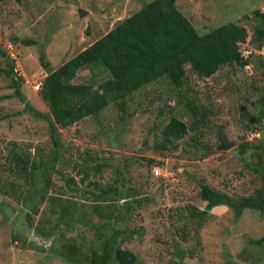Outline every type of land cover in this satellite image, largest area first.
<instances>
[{
  "label": "rangeland",
  "instance_id": "obj_1",
  "mask_svg": "<svg viewBox=\"0 0 264 264\" xmlns=\"http://www.w3.org/2000/svg\"><path fill=\"white\" fill-rule=\"evenodd\" d=\"M150 1L0 0V45L16 60L15 70L24 79L18 94L13 81L0 75V162H6L10 147L17 146L22 152L30 149L32 160L40 163L48 159L53 163L49 172L51 187L68 188L65 180L69 175H74L76 181L84 176L73 167L75 161L80 167L83 158L94 155L96 164L107 163L108 167L101 168V177L86 178L82 187L94 189L87 186L93 181L106 185L120 168L123 184L117 187L125 190L135 186L141 191L142 199L147 198L140 205L136 204L133 214H128L126 219L120 214L126 211L124 198L118 200L119 212L112 220L98 217L88 206L84 220L74 224V229H67L62 222L52 236L44 237L36 233L35 226H30L27 216L30 213L37 226L41 214L36 215L33 206L38 203L41 210H46L51 207L48 199L31 201L26 197L28 194L18 189L16 197L0 199V264H80L71 259L81 260L80 252L76 253L69 246L75 243L90 246L91 250L87 249L90 256L92 251L99 254L97 238L102 225L104 230L113 226L124 228L122 246L137 254V264H264V260L253 263L242 257L244 251H257L249 244V239L264 235L263 211L244 209L237 215L228 205L215 206L202 229L201 244L194 236L192 224L174 216L201 179L245 194L250 193L257 180L258 174L245 164L244 157L249 159V154L242 156L238 144L244 138L258 137L244 126L241 108L245 107L247 117L255 121L251 115L260 104L257 103L256 109L249 108L244 97L257 99L264 94V47L255 48L252 43L255 20L245 16L256 8L264 11V0H176L177 7L200 33L229 21L244 25L249 33L247 41L241 44L243 54L251 59L249 65L224 66L209 79V84L197 83L200 85L197 90H201L199 95L206 93L205 96L214 98L217 108L210 126L201 128L200 141L207 148L190 146L191 135L179 140L178 147L167 151L165 157L154 147L156 142L162 141V130L171 115L189 120L176 93L170 92V86L162 82L152 83L136 94L141 109L126 123H122L119 113L109 106L99 116L88 117L67 128L58 125L54 132L58 147L54 143L49 105L39 94L44 77ZM14 36L20 40L15 42ZM24 39H34L35 43L25 44ZM5 65L0 55V66ZM90 79L100 81L94 78L93 69L84 66L73 81L81 83ZM196 95L198 92L194 90L191 96ZM220 130L235 142L234 146L226 150L217 148ZM143 156L164 158L166 166L156 174L155 167L150 171V167L144 166ZM14 180L21 186L26 184L24 179ZM52 188L48 194L53 193ZM197 204L205 208L207 202L197 201ZM57 220L55 216L53 222ZM100 254L84 264H118L114 258L106 262L107 255ZM99 257L104 261L98 263Z\"/></svg>",
  "mask_w": 264,
  "mask_h": 264
},
{
  "label": "trees",
  "instance_id": "obj_2",
  "mask_svg": "<svg viewBox=\"0 0 264 264\" xmlns=\"http://www.w3.org/2000/svg\"><path fill=\"white\" fill-rule=\"evenodd\" d=\"M245 18H254L252 43L256 49H262L264 47V11L256 8L252 14H246ZM248 34L247 27L234 21L200 33L177 7L176 0H151L134 14L120 20L105 35L57 70L49 72L42 80L39 94L49 105L51 133L55 138L56 147H58V140L54 132L58 130V125L67 128L88 117L99 116L109 106H113L120 115V121L126 123V120L129 121L141 109V103L136 94L146 90V87L152 83L162 82L170 86V92L176 93L177 101L189 115V120H184L176 114L171 115L162 130V141L156 142L154 147L161 151V156L165 157L168 155L167 151L178 147L179 140L191 135L188 141L190 146L207 148L200 141V132L202 133L201 128L210 126L217 108L214 98L205 96L206 93L199 95L201 90H197L196 87L200 86L197 83L209 84V79L224 66L249 65L251 59L241 50V44L247 41ZM12 39L15 42L20 40L16 36ZM23 42L32 44L35 40L24 39ZM0 55L6 64L3 67L0 66V75L11 79L13 87H16V93L20 94L24 79L15 70L16 60L11 58L1 45ZM84 66L93 69L94 78H99L100 81L90 79L87 82L75 83L73 80ZM194 90L198 92V95L192 97ZM244 101L249 104V108L254 109L257 103L260 104L257 112L251 115L255 117V121L252 122V119L244 113L241 117L245 120L244 126L247 131L260 132L261 137L248 140L244 138L238 144V150L242 156L249 154V159L244 157L245 164L251 171L258 174L257 180L248 194L240 190L235 193L219 188L205 179L197 182L193 194L186 199L185 205L180 207L174 216L188 220L192 224L198 244H201L202 229L213 214L211 209L217 205H228L237 215H241L244 209L264 212V94L257 99L246 96ZM13 144L16 145L15 142ZM32 155L30 149L22 152L17 146L9 148L5 157L6 162H0V199L4 196L16 197L15 192L18 189L21 193L28 194L26 197L31 201L36 198L40 201L48 199L51 207L46 210H41V204L38 203L33 206L35 214H41L37 226L34 223V217L30 213L27 216L30 226H35L34 229L40 236H52L62 222L67 229H74V224L84 220V213L88 206L98 217L112 220L119 212L116 205L118 200L124 198L126 211L123 215L120 214L126 219L129 218L128 214H133L136 204L140 205L147 199H142L141 191L135 186L125 190L117 187V184H123L120 168L115 171L112 182L100 185L93 181L87 186H94V189L82 187L86 178L91 175L101 177V168L108 167L107 163L96 164L94 155L83 158L80 167L75 161L73 167L79 174H84L79 181H76L74 175H69L65 180L68 188L63 185L52 188L49 172L53 163L48 159L37 163L32 160ZM142 159L145 161L144 166L150 167V171L154 167L162 169L166 166L164 158L143 156ZM58 173L60 174L59 171ZM61 174L64 176L65 173L61 172ZM14 178L17 181L24 179L26 184L21 186L15 182ZM50 187L54 191L48 194ZM78 199L87 203H81L82 201L79 202ZM197 201L207 202L206 207H200ZM55 216L58 220L54 223ZM124 233L122 226H113L111 229L104 230L102 225L99 228L97 243L99 251L107 255L106 262L114 258L118 264L138 263L137 254L122 246L121 239ZM16 236V233L13 234L14 238ZM187 239L188 236L185 237V240ZM25 240L26 238L23 240L24 243ZM75 244L69 247L75 249L76 253L80 252L81 260L71 257L77 263H89L98 255H102L100 252L98 254L92 251L93 255L90 256L87 252V249L91 250L90 246L83 247L82 244ZM249 244L256 247L257 251L255 253L244 251L242 257L253 263L262 262L264 235L257 239L250 238ZM97 261L100 263L104 259L99 257Z\"/></svg>",
  "mask_w": 264,
  "mask_h": 264
},
{
  "label": "water",
  "instance_id": "obj_3",
  "mask_svg": "<svg viewBox=\"0 0 264 264\" xmlns=\"http://www.w3.org/2000/svg\"><path fill=\"white\" fill-rule=\"evenodd\" d=\"M241 110L243 111V113L248 116L247 112L244 111L245 110V107H242ZM253 121V120H252ZM218 136H219V139H220V144L218 145V149L219 150H226L228 149L229 147H232L234 146L235 142L233 141H230L228 136L223 132V131H219L218 132Z\"/></svg>",
  "mask_w": 264,
  "mask_h": 264
},
{
  "label": "built area",
  "instance_id": "obj_4",
  "mask_svg": "<svg viewBox=\"0 0 264 264\" xmlns=\"http://www.w3.org/2000/svg\"><path fill=\"white\" fill-rule=\"evenodd\" d=\"M252 134H257L258 137L260 136V132H255V133H252ZM160 168H156V174H160Z\"/></svg>",
  "mask_w": 264,
  "mask_h": 264
}]
</instances>
